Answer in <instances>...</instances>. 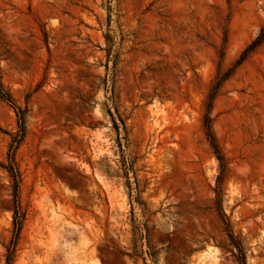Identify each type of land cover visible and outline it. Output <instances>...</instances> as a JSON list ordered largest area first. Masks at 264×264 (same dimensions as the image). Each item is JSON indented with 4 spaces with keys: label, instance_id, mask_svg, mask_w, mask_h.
<instances>
[{
    "label": "rangeland",
    "instance_id": "obj_1",
    "mask_svg": "<svg viewBox=\"0 0 264 264\" xmlns=\"http://www.w3.org/2000/svg\"><path fill=\"white\" fill-rule=\"evenodd\" d=\"M261 28L264 0H0V264H264Z\"/></svg>",
    "mask_w": 264,
    "mask_h": 264
},
{
    "label": "trees",
    "instance_id": "obj_2",
    "mask_svg": "<svg viewBox=\"0 0 264 264\" xmlns=\"http://www.w3.org/2000/svg\"><path fill=\"white\" fill-rule=\"evenodd\" d=\"M263 42H264V28H261L258 35L243 49V51L239 55L238 59L236 60L234 67L236 65L240 64L243 60H245V58L257 46H259ZM231 71H232V69H229L226 72H224L223 74H217L214 83L211 85V87L209 88V91L207 93L206 100H205V113H204L203 118H202V126L204 129V133H205V136L209 142V145L211 146L214 154L216 155V157L219 161L220 168H221V175L223 174V171H224V158H223L222 154L220 153L219 147L216 143V139H215V136L213 134L212 127H211V117L209 114H210V110L212 107V101H213L219 87L221 86L222 82L229 76ZM0 96L5 98V99L9 98V95L2 92L1 88H0ZM7 170L10 173L11 177L13 179H15V177L17 176V171L14 168V163L12 160L9 161V164L7 165ZM217 180L220 181V176L217 178ZM15 224L16 225L18 224L17 218L15 219Z\"/></svg>",
    "mask_w": 264,
    "mask_h": 264
}]
</instances>
